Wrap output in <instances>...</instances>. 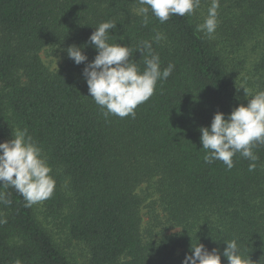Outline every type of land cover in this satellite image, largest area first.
Segmentation results:
<instances>
[{
	"label": "trees",
	"instance_id": "16d2710c",
	"mask_svg": "<svg viewBox=\"0 0 264 264\" xmlns=\"http://www.w3.org/2000/svg\"><path fill=\"white\" fill-rule=\"evenodd\" d=\"M210 5L201 0L194 14L162 24L151 12L147 23L137 16L138 0H0V143L27 129L56 181L41 212L0 187V264H79L78 246L90 264H183L198 242L228 264L222 253L232 239L264 264V143L252 146L256 161L237 153L228 169L205 162L199 131L264 90V0H219L212 38L196 31ZM109 20L108 42L130 46L141 71V41L152 43L161 70L174 65L134 118L106 117L89 94L86 65L67 55L83 47L92 62L89 38ZM47 49L61 52L58 70L42 59ZM152 196L166 217L160 238L142 232Z\"/></svg>",
	"mask_w": 264,
	"mask_h": 264
},
{
	"label": "clouds",
	"instance_id": "9594fccd",
	"mask_svg": "<svg viewBox=\"0 0 264 264\" xmlns=\"http://www.w3.org/2000/svg\"><path fill=\"white\" fill-rule=\"evenodd\" d=\"M201 0H138L139 7L135 10L137 16H143L145 23L148 14L156 17L160 23H165L172 15L194 14L200 7ZM219 0H211L208 14L202 24L197 25L196 31L205 33L212 38L218 25ZM116 28L114 21L100 23L89 38L97 55L87 63L83 47L70 46L68 57L76 65L85 64L83 76L86 79L88 91L95 103L109 114L121 118L131 115L135 117V109L146 102L156 89L158 81L167 80L174 65L169 64L161 70L159 54L154 53L150 41H141L138 51L144 57V69L132 57L130 46L120 43H109V31ZM157 33L156 42L162 39ZM244 89V88H243ZM246 97L248 92L244 89ZM202 150L206 154L204 160L211 163L222 161L228 169L233 165V157L240 153L244 158L256 161L258 157L252 152L255 143H264V90L256 92L248 99L247 106L241 104L232 110L231 114L217 112L210 127H201ZM250 170L255 164H250ZM49 166L42 149L27 132V129H16L14 138L0 143V187L11 186L21 194L26 201V207L46 200L54 192L56 181L50 175ZM2 199V194H0ZM11 203L10 201H4ZM6 221L0 220V223ZM226 248L223 257L228 264H252L249 257L241 255L236 239L224 242ZM16 264H21L20 260ZM183 264H221L219 249L209 251L205 246L191 244V255H187Z\"/></svg>",
	"mask_w": 264,
	"mask_h": 264
},
{
	"label": "rangeland",
	"instance_id": "374dc122",
	"mask_svg": "<svg viewBox=\"0 0 264 264\" xmlns=\"http://www.w3.org/2000/svg\"><path fill=\"white\" fill-rule=\"evenodd\" d=\"M41 56L47 66H49L52 70H58L59 67L62 65L63 59L61 56V52L52 49H47L42 52ZM139 193L145 195V197L149 196L150 192L148 191V185H143L139 189ZM44 201L45 200L35 203V205L39 209V212L45 209L43 207L45 205ZM156 201L157 198L155 196H152L151 198H148L146 200L143 207L142 232L145 238L150 237L151 234L153 237L155 236V238H160L164 230L167 228L165 214L162 208L157 206ZM175 231L176 230L170 229L168 233ZM74 257L79 264H90L89 253L87 249L83 246L76 247Z\"/></svg>",
	"mask_w": 264,
	"mask_h": 264
}]
</instances>
